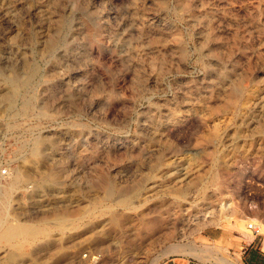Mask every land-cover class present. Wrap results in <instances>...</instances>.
<instances>
[{
	"label": "rangeland",
	"instance_id": "obj_1",
	"mask_svg": "<svg viewBox=\"0 0 264 264\" xmlns=\"http://www.w3.org/2000/svg\"><path fill=\"white\" fill-rule=\"evenodd\" d=\"M0 142V264H263L264 0H0Z\"/></svg>",
	"mask_w": 264,
	"mask_h": 264
},
{
	"label": "bare ground",
	"instance_id": "obj_2",
	"mask_svg": "<svg viewBox=\"0 0 264 264\" xmlns=\"http://www.w3.org/2000/svg\"><path fill=\"white\" fill-rule=\"evenodd\" d=\"M52 44H53V42L51 41V42H49V47H52ZM18 82H19V80L18 79H14V78H12V77H8L7 79H6V81H5V83L11 88V89H14L16 86H18ZM6 90V89H5ZM6 93H8L7 91H5ZM10 92V91H9ZM6 95V94H5ZM5 97H7V96H5ZM1 178V177H0ZM3 179V178H2ZM5 179V178H4ZM222 223L224 222L223 220L221 221ZM213 223V221L211 222V223H209V222H207L206 221V224H204L205 226H208L209 224L211 225ZM219 223V222H218ZM221 223V224H222ZM226 225V224H225ZM260 228H261V234H264V226H260ZM250 233V232H249ZM246 234H248V230H246ZM249 237H251L252 235H248ZM253 239H255L254 237H251V240L250 241H252ZM191 248L192 247H190L189 248V246H187V245H176V246H172V247H170L169 249H167L166 250V252H165V254L164 255H166V254H177V255H190L191 256ZM206 248L208 249L207 250V252L206 253H212V248H211V246H209V245H207L206 246ZM193 249H194V247H193ZM221 249H223V248H221ZM195 250H196V248H195ZM196 253V252H195ZM194 253V254H195ZM193 254V253H192ZM197 254H199V253H197ZM216 254H219V251L218 252H216ZM215 254V256H217ZM192 256H194V255H192ZM205 256H208V255H205ZM159 260V259H158ZM219 260V259H218ZM156 263H158V262H156ZM229 264H233V262L231 263H229Z\"/></svg>",
	"mask_w": 264,
	"mask_h": 264
},
{
	"label": "built area",
	"instance_id": "obj_3",
	"mask_svg": "<svg viewBox=\"0 0 264 264\" xmlns=\"http://www.w3.org/2000/svg\"><path fill=\"white\" fill-rule=\"evenodd\" d=\"M12 175V168L9 163L3 158V147L0 142V177L9 178ZM246 229L252 233L255 237L261 235L260 225L256 221L248 222ZM264 264V263H263Z\"/></svg>",
	"mask_w": 264,
	"mask_h": 264
},
{
	"label": "crops",
	"instance_id": "obj_4",
	"mask_svg": "<svg viewBox=\"0 0 264 264\" xmlns=\"http://www.w3.org/2000/svg\"><path fill=\"white\" fill-rule=\"evenodd\" d=\"M163 264H175V263L173 261L168 260V261L164 262Z\"/></svg>",
	"mask_w": 264,
	"mask_h": 264
}]
</instances>
